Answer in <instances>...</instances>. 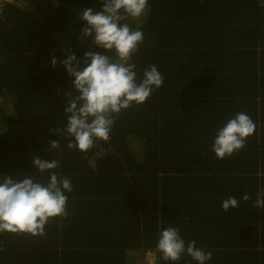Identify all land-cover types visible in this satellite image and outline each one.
Returning a JSON list of instances; mask_svg holds the SVG:
<instances>
[{"label": "trees", "instance_id": "16d2710c", "mask_svg": "<svg viewBox=\"0 0 264 264\" xmlns=\"http://www.w3.org/2000/svg\"><path fill=\"white\" fill-rule=\"evenodd\" d=\"M99 4L100 0H27L24 6L7 3L0 11V175L33 172V155L58 159V172L89 184L93 180L97 184L120 182L132 176L142 179L146 188L170 174L176 184L164 183V199L166 194L173 202L189 201L195 214L200 208L208 209L198 231L180 230L185 241L196 240L198 247L212 252L208 264H264V209L252 207L257 192L264 190V57L257 52L264 49V0H149L150 12L142 23L133 18L127 21L130 27L134 23L133 30L144 33L133 60L141 70L156 65L164 76L163 86L145 104L122 111L109 140L99 142L87 154L69 150L66 140H61L59 151H46L50 139H59L49 129L65 123L63 92L71 90L74 79L59 61L73 52L82 59L89 48L112 55L96 47L91 38L81 39L86 21L79 12ZM189 15L185 24L183 16ZM226 19L239 22L237 28L242 31L225 28ZM53 57L58 60L56 67L51 66ZM247 106L250 113L245 112ZM238 112L252 118L255 133L242 150L225 158L237 163L219 164L211 144L218 130ZM101 150L107 151L97 158L102 169L90 176L88 158ZM225 190H233L240 201L238 208L222 210ZM77 191L85 192L83 187ZM245 193L252 199L245 202ZM170 207L160 211L158 233L170 224L178 226L164 217ZM147 209L145 205L143 256L154 250L158 264H197L187 255L179 262L163 260L158 240L152 242ZM131 216L122 224L123 216L115 218L119 225L113 228L119 231L137 225L141 215ZM81 225L87 227L86 222ZM44 239L0 235L5 249L0 252V264L8 253L18 259L29 251H47L49 239ZM109 246L89 241L87 250ZM77 264H117V257L106 252L83 253Z\"/></svg>", "mask_w": 264, "mask_h": 264}, {"label": "clouds", "instance_id": "9594fccd", "mask_svg": "<svg viewBox=\"0 0 264 264\" xmlns=\"http://www.w3.org/2000/svg\"><path fill=\"white\" fill-rule=\"evenodd\" d=\"M148 7L149 0H100L96 9L89 7L79 12L80 19L86 21L81 39L91 38L96 47L112 55L89 48L82 59L73 52L59 61L74 79L70 81L71 90L63 92L65 123L49 129V134L59 139H50L46 151H59L61 140H66L69 150L87 154L99 142L109 140L122 111L145 104L163 86L164 76L156 65L141 70L133 60L144 33L133 30L127 21L140 17ZM57 62L53 57L51 66L56 67ZM255 130L252 118L238 112L218 130L211 150L219 160L231 157L245 147ZM32 163L35 170L31 173L0 175V235L43 238L50 223L70 218L68 201L74 186L70 177L57 171L60 161L33 155ZM242 199L247 202L252 197L245 193ZM239 203L237 197L229 196L221 208L228 212L238 208ZM252 207L264 209V190L257 192ZM156 247L164 261L179 262L185 255L197 264L212 260L211 251L198 247L196 240L185 241L180 228L171 224L159 231ZM4 250L0 242V252Z\"/></svg>", "mask_w": 264, "mask_h": 264}, {"label": "crops", "instance_id": "0c3cea01", "mask_svg": "<svg viewBox=\"0 0 264 264\" xmlns=\"http://www.w3.org/2000/svg\"><path fill=\"white\" fill-rule=\"evenodd\" d=\"M187 13L191 14L190 11ZM183 18L186 21L185 24H187V20H190V15L183 16ZM238 23L226 19L224 26L227 29H233L239 34L242 30L240 29L239 31L237 28ZM256 49L257 47L255 46V51H257ZM257 52L259 53V57H264V49L258 48ZM254 54L257 56L256 52ZM258 74L260 75L261 72L258 71ZM256 85L260 86V81L256 82ZM247 109L248 106L245 112L250 113ZM261 112L262 106L260 105L258 114H261ZM262 124L263 122H259V126ZM106 152L105 150H101L97 156L95 154V156L88 158V168L92 171L90 176H93L96 172H100L99 169L102 168H99L97 158L100 154ZM227 163L233 164L237 163V161L233 160L229 162L228 159L219 161V164ZM180 175L182 177H189L191 174L180 173ZM161 179L163 181L157 184L147 181L148 183L150 182V187L148 184L146 188L144 181L141 182L142 179L139 177L136 179L132 176L120 182L113 183L112 181H106L107 183L104 184H97L94 180L90 184V181L85 180H82L83 182L72 181L74 191L69 194L68 201L70 218L63 223L52 222L46 227L47 235L43 242L49 239L46 245L47 251H41L39 254H32L29 251L27 255L24 257L20 256L18 259L8 253V256H4L5 262L2 260L3 264H77L83 253H91V255L96 256L103 252L115 255L117 257V264H143V251L146 248L145 205L148 208L146 211H151V224L153 226L151 234L152 242H157L158 240L157 225L160 226V211L162 208L171 205L166 210L168 215H164V217H170L175 220L180 230L184 233L190 230H194L192 233L198 231L201 228L200 220L206 215V211H208L206 208H200V212L195 214L189 201L183 199L180 202H173L172 196L165 194V199L172 200L166 201L162 196L164 183L171 187V185L176 184V180L170 174L168 178H165L163 175ZM82 187L85 192L77 191V189ZM108 189L109 191L103 192ZM227 189H233V187L228 186ZM222 192L224 194L223 200L229 196H233V190ZM148 197H150V201L145 202V198ZM164 200L165 202H163ZM184 212H186V216L183 215ZM138 214L141 217L137 225L131 228L126 227L119 231L113 228L115 224L119 225L118 220H114L115 218L123 216L122 224V222L131 219V215ZM190 214L193 216V221ZM172 219L169 220L171 221ZM82 222L87 223L86 228L82 227ZM89 241L95 243L105 242L110 246L108 248L87 250ZM46 252L47 257L43 259ZM75 255L78 257L73 258Z\"/></svg>", "mask_w": 264, "mask_h": 264}, {"label": "built area", "instance_id": "2783aa9c", "mask_svg": "<svg viewBox=\"0 0 264 264\" xmlns=\"http://www.w3.org/2000/svg\"><path fill=\"white\" fill-rule=\"evenodd\" d=\"M26 2L27 0H11V2H9V0H0V11L2 12L7 3H14L15 5L23 6ZM145 262V264H158L157 252L154 250L146 252Z\"/></svg>", "mask_w": 264, "mask_h": 264}, {"label": "rangeland", "instance_id": "374dc122", "mask_svg": "<svg viewBox=\"0 0 264 264\" xmlns=\"http://www.w3.org/2000/svg\"><path fill=\"white\" fill-rule=\"evenodd\" d=\"M149 8L146 10V12L143 14V15H141L140 17H138V18H135L134 20L137 22V23H142V20H144L147 16H148V14H149ZM132 26L134 27V23H132ZM131 26V27H132Z\"/></svg>", "mask_w": 264, "mask_h": 264}]
</instances>
